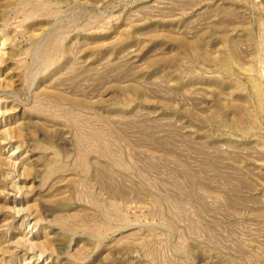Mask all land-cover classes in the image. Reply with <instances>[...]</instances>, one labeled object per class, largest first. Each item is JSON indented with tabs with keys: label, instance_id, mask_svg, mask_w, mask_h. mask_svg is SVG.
<instances>
[{
	"label": "rangeland",
	"instance_id": "374dc122",
	"mask_svg": "<svg viewBox=\"0 0 264 264\" xmlns=\"http://www.w3.org/2000/svg\"><path fill=\"white\" fill-rule=\"evenodd\" d=\"M0 264H264V0H0Z\"/></svg>",
	"mask_w": 264,
	"mask_h": 264
}]
</instances>
